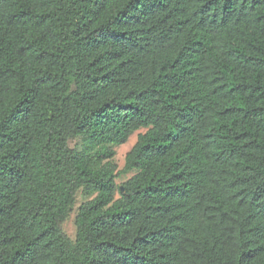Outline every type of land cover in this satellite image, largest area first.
Returning <instances> with one entry per match:
<instances>
[{
    "label": "trees",
    "instance_id": "16d2710c",
    "mask_svg": "<svg viewBox=\"0 0 264 264\" xmlns=\"http://www.w3.org/2000/svg\"><path fill=\"white\" fill-rule=\"evenodd\" d=\"M0 264H264V0H0Z\"/></svg>",
    "mask_w": 264,
    "mask_h": 264
},
{
    "label": "rangeland",
    "instance_id": "374dc122",
    "mask_svg": "<svg viewBox=\"0 0 264 264\" xmlns=\"http://www.w3.org/2000/svg\"><path fill=\"white\" fill-rule=\"evenodd\" d=\"M140 132H144V129H140L138 131H135L134 133H132L129 138L127 139V141L119 146L115 147L116 150V154L114 156V162L117 165V169L120 170L123 168L124 163H125V155L127 153V151L133 146V144L135 143V141L137 140V135ZM76 140H70L69 141V145L73 146L75 144ZM132 173H128V174H121L120 176H118L116 178V182L118 184L123 183L127 178L130 177ZM89 199L88 195L84 193V191H79L76 195V204L74 205L73 211L71 212L70 216L66 219V221L63 223L62 227L63 230L65 231V233L71 238L74 239L75 237V224H74V219H75V215L77 212V208L79 206V204L85 200Z\"/></svg>",
    "mask_w": 264,
    "mask_h": 264
}]
</instances>
